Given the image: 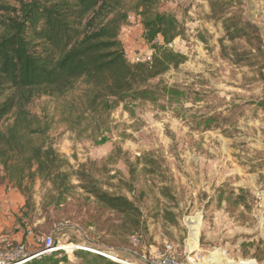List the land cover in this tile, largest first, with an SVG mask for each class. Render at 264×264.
I'll use <instances>...</instances> for the list:
<instances>
[{"label": "rangeland", "instance_id": "obj_1", "mask_svg": "<svg viewBox=\"0 0 264 264\" xmlns=\"http://www.w3.org/2000/svg\"><path fill=\"white\" fill-rule=\"evenodd\" d=\"M19 1L4 4L16 8ZM137 1L125 4L130 16L137 17ZM173 1L176 7L157 5V9L173 13L183 24L185 37L173 51L187 60L151 85L174 93L158 92L155 103H138L131 115L118 107L101 135L91 128L71 131V125L60 118L64 106L79 98L80 87L64 99H37L30 106L37 116H53L49 140L71 165L95 161L109 191L135 202L145 230L129 236L119 227L118 216L99 209L80 190L53 209L50 187L39 182L33 189V212L17 221L25 198L4 181L0 186V262L15 264L37 254L42 241L51 236L68 264H83L71 253H90L83 250L84 243L119 253L124 262L163 251L170 244L180 257L198 252L205 264L250 260L264 264V224L256 216V194L238 187L241 180L254 184L253 177L264 185L258 174L264 167V109L258 106L264 101V53L254 52L251 46L256 43L244 39L225 40L221 51L224 32L218 21L208 19L210 12L205 20L211 27L204 28L187 18L188 2ZM230 12L244 20L245 4ZM129 31L122 36L132 39L133 54L143 56L144 39L138 44L139 38L129 37ZM234 52L244 59L242 63L236 64ZM10 123L7 118L0 128ZM146 159H153L156 168L148 166L150 173L143 174ZM131 167H135L134 178ZM239 195L245 206L239 205ZM77 225L83 232H73Z\"/></svg>", "mask_w": 264, "mask_h": 264}, {"label": "trees", "instance_id": "obj_2", "mask_svg": "<svg viewBox=\"0 0 264 264\" xmlns=\"http://www.w3.org/2000/svg\"><path fill=\"white\" fill-rule=\"evenodd\" d=\"M5 1L0 0V11L4 12L0 15V125L7 118L11 123L0 128V186L7 181L25 198L16 220L22 221L33 212L32 194L39 182L41 187H50L53 209L80 190L99 209L118 216L119 227L129 236L142 232L145 222L135 202L109 191L110 185L103 181L95 161L71 165L49 140L53 116H37L30 106L37 99H64L80 87L79 98L64 106L60 118L71 125V131L91 128L101 135L108 129L111 112L118 107L131 115L134 105L155 103L158 92L174 93L151 83L187 60L166 47L185 37L183 24L173 13L159 12L156 0H138L135 11L141 18L143 39L154 53L150 62L132 63L125 59L120 40L121 30L128 24V0H20L16 8L5 5ZM239 5L240 0H208V19L218 21L224 32L221 51L225 50V40L232 43L244 39L256 43L251 46L254 52L264 53L258 27L230 12ZM230 50L233 53V48ZM232 57L236 64L244 60L235 52ZM258 106L264 109V101ZM148 166L156 168L153 159H146L143 174L150 173ZM134 172L135 167H131L133 178ZM237 199L245 206L241 195ZM84 246L109 253L95 243ZM44 248L42 244L38 251ZM71 255L83 264H122L95 253L72 251ZM109 256L124 262L119 253ZM133 259L126 261L141 264L138 258ZM24 264L68 261L61 249Z\"/></svg>", "mask_w": 264, "mask_h": 264}, {"label": "built area", "instance_id": "obj_3", "mask_svg": "<svg viewBox=\"0 0 264 264\" xmlns=\"http://www.w3.org/2000/svg\"><path fill=\"white\" fill-rule=\"evenodd\" d=\"M156 1H157V5L165 8V9L169 8V7H173V6L176 7V4L173 0H156ZM131 22L134 24L133 28H130L131 26H128L129 23H131ZM126 28L133 29V30H134V28L135 29L138 28L141 35H143V33H144L143 27L141 24V18L139 16L133 17V16L129 15L128 16V24L121 31H123ZM142 39H143V37H142ZM143 46L145 47V48H143L145 50V52H141V53H144L143 56L140 54H133L130 50L125 48L123 50V55H124L125 59L129 60L132 63L150 62L153 51L148 48L147 44L146 45L143 44ZM166 47L169 50H174L176 48V43L168 44ZM255 208L257 211L256 216L258 217L259 221L264 224V187H262L255 195ZM72 229L74 231H77V232L80 231V230H78L77 227H72ZM133 240H134V242L137 241L136 238H133ZM42 244L44 245L45 248L41 251H38L37 254L33 255L30 258H33V259L38 258L39 259V258L44 257V256H51L53 253L61 250L58 243L54 244V239L51 236L46 237L42 241ZM46 248H49V249L52 248V250L48 251ZM98 255L103 257L100 254H98ZM30 258H28V259H30ZM104 258H107V257H104ZM107 259H110V258H107ZM110 260H114V261L120 262L122 264H130V263H126V262L117 260L114 257H113V259H110ZM139 260L141 261V264H205L203 256L201 254H199L198 252L192 251V252L185 254L183 257H180L176 254L174 247L170 244H165L163 251H157L153 254H150L149 256H143L142 258H139ZM7 262H9V261H7ZM0 264H4V263L0 262Z\"/></svg>", "mask_w": 264, "mask_h": 264}, {"label": "crops", "instance_id": "obj_4", "mask_svg": "<svg viewBox=\"0 0 264 264\" xmlns=\"http://www.w3.org/2000/svg\"><path fill=\"white\" fill-rule=\"evenodd\" d=\"M183 1L184 0H182V2ZM185 1L188 2L190 5V6H188L189 9L186 11V14L189 16L187 18L190 19L191 21L199 22V23H201V25L203 24L204 28L211 27V25L206 24L208 22L205 20V16L208 15V13H209L208 0H185ZM240 1L243 2L245 4V7H246V12H245L246 21H248V22H250V23H252L258 27V29L260 30V33L263 37V41H264V0H240ZM180 4H182V3H180ZM199 4L202 5L200 8H199V6H200ZM169 8L172 9V7H169ZM173 11L176 12L175 9H173ZM201 17H202V19H201ZM177 18H178V16H177ZM187 23H189V22H187ZM216 28L218 30H220L219 27H216ZM128 29L129 28H126L123 31H121L120 40H121V42L125 48H127L128 50L133 52L134 46H133L132 39L126 38V36H124V35L122 36V34H124V32H126V30H128ZM129 30H131L129 32H132L131 34H129V37H131V36L138 37L139 38L138 44H141L142 43V35H141L140 31L138 30L136 32L133 29H129ZM220 32H221V30H220ZM178 43H179V41L176 42L177 45H178ZM141 52H145V50L142 49ZM258 174H261L263 176V181H264V167H263V170L258 172ZM252 179L255 180L254 184H252L253 183L252 182L249 185L248 182L241 180L238 187L249 189L250 192L253 193V195L256 194L258 189H260L264 185L262 183L258 182V179L256 180V178H254V177Z\"/></svg>", "mask_w": 264, "mask_h": 264}, {"label": "bare ground", "instance_id": "obj_5", "mask_svg": "<svg viewBox=\"0 0 264 264\" xmlns=\"http://www.w3.org/2000/svg\"><path fill=\"white\" fill-rule=\"evenodd\" d=\"M190 245H192V244H190ZM191 247V246H190ZM83 250H85V251H87V252H90V253H95V254H100V255H102L103 257H107V258H110V259H113V257H111V256H109L108 254H106V253H104V252H97V251H94V250H92V249H90V248H87V247H85V246H83ZM33 258H30V259H27L26 261H20V263L19 262H16L15 264H24L25 262H27V261H30V260H32ZM228 262V261H227ZM251 262H253V263H255V264H258V263H256L255 261H253V260H250V261H239V262H237V263H234V262H228L227 264H247V263H251Z\"/></svg>", "mask_w": 264, "mask_h": 264}, {"label": "water", "instance_id": "obj_6", "mask_svg": "<svg viewBox=\"0 0 264 264\" xmlns=\"http://www.w3.org/2000/svg\"><path fill=\"white\" fill-rule=\"evenodd\" d=\"M85 247H87V248H90V249H92V250H94V251H97V252H101V251H98V250H96V249H94V248H91V247H88V246H85ZM104 253H106V252H104ZM106 254H108V253H106ZM32 257V256H31ZM28 258H30V257H26L25 259H23L22 261H25L26 259H28ZM21 261V262H22ZM20 262V261H19Z\"/></svg>", "mask_w": 264, "mask_h": 264}]
</instances>
